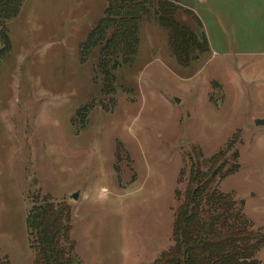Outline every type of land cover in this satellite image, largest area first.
<instances>
[{
    "label": "rangeland",
    "instance_id": "1",
    "mask_svg": "<svg viewBox=\"0 0 264 264\" xmlns=\"http://www.w3.org/2000/svg\"><path fill=\"white\" fill-rule=\"evenodd\" d=\"M167 1L200 19L208 49L182 65L144 19L108 84L98 49L83 50L105 0H19L15 14L0 0V256L11 264L31 263L25 219L45 196L71 209L78 264H154L172 246L191 160L229 147L239 168L215 187L264 232V54L249 56L264 53V0Z\"/></svg>",
    "mask_w": 264,
    "mask_h": 264
},
{
    "label": "trees",
    "instance_id": "2",
    "mask_svg": "<svg viewBox=\"0 0 264 264\" xmlns=\"http://www.w3.org/2000/svg\"><path fill=\"white\" fill-rule=\"evenodd\" d=\"M8 1L15 14L19 0H1ZM105 1L102 15L83 46L84 51L86 47L98 49L97 70L103 83L111 84L117 69L135 57L144 19H155L166 32L170 53L182 65L188 64L193 53L208 49L200 19L173 2ZM4 10L0 7V14ZM9 51L8 35L0 30V61ZM229 150L219 151L203 162L191 160L186 186L182 193L177 192L181 201L174 215L172 246L160 253L154 264H264L256 258L264 247V232L253 231L242 210L215 187L239 168L236 153L228 156ZM25 227L33 254L30 264H78L75 243L70 238L71 209L64 201L36 197ZM0 264L11 262L0 256Z\"/></svg>",
    "mask_w": 264,
    "mask_h": 264
},
{
    "label": "crops",
    "instance_id": "3",
    "mask_svg": "<svg viewBox=\"0 0 264 264\" xmlns=\"http://www.w3.org/2000/svg\"><path fill=\"white\" fill-rule=\"evenodd\" d=\"M203 17H205V16H203ZM207 18V17H206ZM208 19V18H207ZM203 21V20H202ZM226 54H228V53H226ZM246 54H248V53H243V52H239V53H236V56H238L239 58H241V57H243V56H248V55H246ZM258 54H264L263 53V51H256V52H249V56H256V55H258Z\"/></svg>",
    "mask_w": 264,
    "mask_h": 264
},
{
    "label": "water",
    "instance_id": "4",
    "mask_svg": "<svg viewBox=\"0 0 264 264\" xmlns=\"http://www.w3.org/2000/svg\"><path fill=\"white\" fill-rule=\"evenodd\" d=\"M257 123H259V121H258V120H257V121H255V124H257ZM76 197H77V193H75V194H73V195H72V198L76 199Z\"/></svg>",
    "mask_w": 264,
    "mask_h": 264
}]
</instances>
